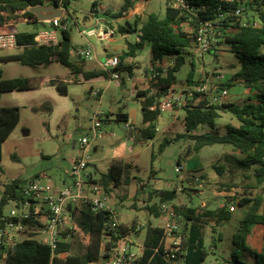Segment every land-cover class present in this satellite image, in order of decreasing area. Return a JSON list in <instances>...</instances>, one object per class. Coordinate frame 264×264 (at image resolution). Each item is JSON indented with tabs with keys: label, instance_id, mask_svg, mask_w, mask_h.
I'll return each instance as SVG.
<instances>
[{
	"label": "trees",
	"instance_id": "16d2710c",
	"mask_svg": "<svg viewBox=\"0 0 264 264\" xmlns=\"http://www.w3.org/2000/svg\"><path fill=\"white\" fill-rule=\"evenodd\" d=\"M54 5L65 9L79 0H51ZM189 9H177L166 5V14L160 18L152 13L147 23L141 25L137 19L134 23L126 22L119 27L122 35H136V41L128 42L127 51L119 58V66L116 72L122 71L133 75L136 67L134 63H128L129 59H135L138 53L147 44L151 46V64L163 60L165 57L172 58L174 65L162 72L152 81V86L157 88V93L152 96L150 90H138L136 96L142 99V115L147 127L138 129L137 141H151L157 136V122L161 115L158 110H153L155 99L165 95L177 84V73L186 63L189 48L198 40V29L201 24L209 21L214 23L216 39H220L218 45L228 48L239 61L240 67L231 78H226L228 88L235 84H242L247 89L254 91L253 97L241 103L223 102L212 103L204 99L198 104H193L183 111L185 131L178 135V139L191 141L186 153L188 157L199 154L202 149L214 145H230L241 155V158L227 156V161L234 160L242 168L253 171V176L258 185H264V0H186ZM45 0H0V26L5 25L11 19L17 18L18 14L29 7L43 5ZM136 0H124V4L113 17L121 18L125 13L134 10ZM97 6L95 2L92 9ZM107 13H111L107 11ZM24 18L33 19L34 15L28 11L23 14ZM188 24L191 32L184 29ZM222 35H218V33ZM229 32V33H228ZM35 33L16 31L19 52L0 57L4 63L17 62L25 66L37 68L59 63L70 70L75 77H83L90 81L100 77L111 78V72L95 69H86V60L74 61L71 51L75 48L72 43L68 28L61 31V41L58 45H38L35 42ZM212 53V50H209ZM194 63L192 67H194ZM43 76L4 78V72L0 69V103L4 93L15 91H31L40 89ZM61 95H68L69 88L65 82H53ZM190 85L199 84L193 78V72L187 76ZM52 112L51 104L45 103L41 107L34 108ZM222 113H230L238 121L239 125H228L224 134L219 132L218 120ZM21 120L19 107H3L0 105V179L4 175L1 165L3 158V145L11 137ZM128 115L118 114L119 123H127ZM201 128L209 129V132H199ZM137 131V130H136ZM175 140L165 138L161 145L163 152L169 144ZM155 157V154L153 155ZM14 159L16 157L14 156ZM131 167L122 159L115 160L106 173L97 178L92 175L90 183L98 187L99 192L109 195L120 188L125 179L128 168ZM217 174L222 177L226 168L223 165L214 166ZM125 179V180H124ZM22 179H14L4 184V192L0 198V228L5 225L3 217L9 201L19 200L23 197ZM187 191V189H185ZM157 196L159 203L147 204L145 210L151 215L159 218L161 216L160 206L172 203L178 198L176 188L158 190L150 193L149 203ZM239 207H248V211L239 222L237 232L233 235L234 252L233 260L223 258L218 264H242L241 253H248L255 264H264V249L261 252L253 251L247 244L248 236L254 226H262L264 231V194L257 198L244 197L238 201ZM175 213L181 219L183 225V248L187 252L184 264H204L209 257L205 240V230L210 222L219 227L223 222L229 221L232 212L227 207L217 210L194 208L189 206H174ZM67 213L74 219L79 230L88 238V245L82 254H72V245L68 236L73 230L69 229L63 233L64 241L59 243L58 249L53 252L51 247L36 239L34 233H27L25 238L15 247L8 250L5 264H99L103 259V246L108 238L116 240L118 229L113 227V211H96L91 206L80 204L67 206ZM24 224L37 226L38 222L30 218ZM137 223L131 226L121 223L119 229L124 233H130ZM164 230L149 225L146 230L144 246L145 252L143 264H170L165 253L160 247ZM71 237V235H70ZM215 240V238H213ZM223 238L220 235L218 238ZM218 241V240H217ZM214 241V247H217ZM109 245H107L108 247ZM159 248V249H158ZM158 249V252L156 250Z\"/></svg>",
	"mask_w": 264,
	"mask_h": 264
},
{
	"label": "rangeland",
	"instance_id": "374dc122",
	"mask_svg": "<svg viewBox=\"0 0 264 264\" xmlns=\"http://www.w3.org/2000/svg\"><path fill=\"white\" fill-rule=\"evenodd\" d=\"M92 1L79 0L75 8H70L71 16H67L64 20L66 28L70 31L73 46L77 51L87 46L93 47L92 56L94 58L88 61L89 67H98L96 65L97 57L100 60L104 58L105 46L111 47L110 52H116L115 41L123 37L119 33L121 25H125L126 22L134 23L137 19L143 25L147 23L148 17L152 13L157 14L160 18H164L166 14L165 0H136L134 10L125 13L121 18H116L113 16L120 11L124 0H98L107 6L114 7V9L109 10L113 14H107V10L97 14L106 17L104 30L114 31L113 41L110 39L101 40L98 35L89 37L82 34L84 30H97L99 28L98 19L88 14L93 5ZM19 22L18 32L30 33L39 27V25L33 23H24L22 18ZM40 29L38 28V30ZM184 29L189 32L192 31L188 24L184 25ZM6 32L8 30L2 33ZM127 35L128 39H123L125 41L124 45H127L126 40L136 41V35ZM218 42H221L220 39L215 37L211 45L212 53L206 54L200 62H196L191 52L187 51L189 55L186 63L177 73V88L187 82V76L190 72H193V78L195 79L202 76L209 77L212 74H223L225 78H231L236 73L240 67L238 59L233 53L227 51L226 46L218 45ZM19 51V49L2 51L0 54H13ZM151 58V46L147 44L134 60L136 65L134 76L143 73L149 77ZM73 60L77 61L76 58H73ZM193 63L194 67H192ZM0 69L3 70L5 79L31 76L44 77V84L38 90L30 93L16 92L4 96V103L18 106L22 115V121L17 131L3 145L1 165L4 168L2 177V183L4 184L15 177L24 179L39 178L43 182H51L55 188L59 189L71 184L72 180L69 174L72 169V160L80 156L81 140L84 137L89 138V140L92 139L94 116L101 115V133L103 137L92 142L91 154L92 159L102 160L105 158L107 149L116 147L119 142L127 138L124 129L125 124L118 122L120 109L131 112L136 99L134 90L138 88L147 90L150 85L148 78L146 85L143 87L139 86L136 81H127L126 85L119 87L115 82L111 81L110 83L104 78L94 82L82 81L77 83L70 70L59 63L33 68L13 62L4 63L0 66ZM118 74L122 77L127 76V73L122 71H118ZM51 81L67 83L68 95H61ZM99 89L103 91L101 102L91 94ZM253 92L242 84H235L229 88L225 102L241 103L248 101L253 97ZM45 103L51 104L52 112L49 113L43 110L36 112L31 108L33 105L41 107ZM175 113V117L173 110L161 113L157 123L159 136L161 137L154 143L149 146L147 144L132 143V146L140 151L139 156L135 158L137 165L135 163L130 164L131 167L126 171L125 179L129 178L128 183L123 182L120 188L106 195L108 205L117 214L122 224L131 226L135 221L137 224L145 226L138 238L139 242L144 241L147 227L150 224L158 227L163 225V221L155 218V216L151 221L148 211L145 210L147 204L159 203L157 196L149 203L148 200L152 192L176 188L178 198L172 202L173 206H189L210 210H217L225 206L233 213L232 218L223 222V225L216 227L215 232L213 231V227L216 226L214 222H210L206 227L205 240L209 257L205 264H218L223 262V258L233 260V235L238 230L240 220L244 218L248 211V207H239L237 203L244 197L254 199L259 195H263L264 185L256 183L252 170L240 168L234 160L227 161V156L241 158V155L230 145L205 147L199 154L188 157L186 149L193 142L178 139V135L185 131V112L176 111ZM140 114L141 111L138 112V116ZM105 120L109 121L110 124H103ZM136 120L139 122L141 119ZM133 121L134 118H131V123ZM239 124V121L230 113H222L221 118L218 120L219 132L224 134L228 125L238 126ZM168 126L171 127L168 128ZM199 132H209V129L201 128ZM164 137L175 140L173 158L182 163L184 176L190 171L196 172L199 164L206 168L211 165H223L226 172L220 177L221 181L217 184H203L201 174H198L200 182L196 185L204 187L201 192H195L194 190L198 187L196 185L189 186L188 181L182 182L177 174H174L173 181H170L167 170L168 158L164 156V151L160 150L165 140ZM95 146L100 147L98 152H94ZM154 154L155 157H153ZM14 156L16 159H14ZM193 158L194 166H191L190 159L192 162ZM3 192L4 185L0 184V198ZM145 198L148 199L146 204L144 203ZM11 207V205L6 207V210L8 211ZM66 214L69 220L68 227L73 230L69 238L72 245L71 253L82 254L88 245V238L79 230L71 215L67 212ZM220 234L223 238L221 241L218 240ZM259 236L262 248L253 246L249 242L250 237L248 239V245L256 252H261L264 249L262 232ZM213 238L216 241L218 240L217 247H214L215 240ZM240 259L242 264H255L248 253H241ZM0 264H4L1 255ZM99 264H103L102 261Z\"/></svg>",
	"mask_w": 264,
	"mask_h": 264
},
{
	"label": "built area",
	"instance_id": "2783aa9c",
	"mask_svg": "<svg viewBox=\"0 0 264 264\" xmlns=\"http://www.w3.org/2000/svg\"><path fill=\"white\" fill-rule=\"evenodd\" d=\"M51 1V0H45ZM166 5L177 9H189L186 0H165ZM26 21L31 19L24 18ZM209 21L201 24L198 29V40L189 48L196 62L204 59L205 55L211 49L212 41L216 36L214 23ZM7 24V23H6ZM66 29V24L61 18L49 20V27L43 28L36 33L35 42L38 45H58L61 41V31ZM85 36L98 35L101 40L113 38L114 31L84 30ZM218 35H222L220 32ZM19 49L17 43L16 32L9 30L6 33H0V52ZM93 47L87 46L80 51H71V56L78 55L81 59L91 60ZM120 58L114 55L106 60L103 68L111 72V81L121 87L124 81L123 77L115 70L118 68ZM174 65V60L165 57L163 60L156 61L150 66V75L148 80L150 85V95L157 93V88L152 86V81L156 79L160 72L165 74L169 68ZM130 76L125 81H130ZM199 84L190 85L185 82L177 88L174 85L167 94L155 99L153 110L161 113L169 110L183 111L190 105L198 104L200 101L207 99L212 103H223L229 93L226 85V78L223 74H212L209 77L196 78ZM95 92L94 95H98ZM102 121L101 115L94 116V130L91 140L84 137L80 142V156L72 163L70 178L72 183L63 188L57 189L54 185L41 179H32L26 181L22 186L23 197L19 200H10L7 206H12L6 211L3 220L5 225L0 228V255L4 259L7 257L8 250L15 247L21 242L27 233H34L37 240L51 247L55 252L59 243L65 239L63 233L70 228L68 227L67 206L72 204L78 206L85 204L91 206L93 210L104 211L112 210L108 205L106 195L99 192L98 187L90 183L92 172L90 171V163L92 160L91 148L92 142L103 137L101 133ZM183 165L180 161L175 163V172L182 182L188 181L189 186H193L200 182L197 174L188 173L183 175ZM113 211V210H112ZM161 217L163 218L162 229L164 235L160 242L166 259L170 264H184L187 252L183 248V225L181 219L175 213L172 203H165L160 206ZM34 219L38 222L37 226L24 224L25 220ZM113 227L118 229L116 240L108 238L103 246V264H143L145 246L144 242H139L138 238L144 229L143 225L136 224L130 233H124L119 229L121 222L117 214L113 211ZM71 235V234H70ZM70 235L68 238H70ZM107 245H109L107 247ZM158 248V249H159ZM158 249L156 252H158Z\"/></svg>",
	"mask_w": 264,
	"mask_h": 264
},
{
	"label": "crops",
	"instance_id": "0c3cea01",
	"mask_svg": "<svg viewBox=\"0 0 264 264\" xmlns=\"http://www.w3.org/2000/svg\"><path fill=\"white\" fill-rule=\"evenodd\" d=\"M77 2H75L70 8H75L76 5H77L76 4ZM92 2H93V4L96 2L97 3V6L94 9L91 8V10L88 12V14H90L93 17L97 18L98 19V22H99V25H98L99 28L98 29L104 30V27H105V24H106V17H104L103 15H97V14H99V12H102V11H106V10L109 11L110 9H114V7L113 6H107L103 2H99L98 0H93ZM38 6H41L42 7V9L40 10V16H45V17L46 16H52V15H55V14L57 15L58 14L59 11H54L51 8H56L57 10H62L63 11V14H62L61 20H62L63 23H65L64 20H65V18L67 16H71V10L70 9L67 10V9H65V8H63L61 6H56V5L53 4L52 1H50V2L49 1H45L43 5H38ZM38 6L29 7L25 11L20 12L18 14L17 18L11 19L7 24H5L3 26H0V33L5 32L7 30L8 31L9 30H12V31H15V32L18 31L17 26L20 25L19 20L21 18L24 20L23 14L26 11L32 13L34 15V17L30 21L24 20V23H33L35 25H39L38 28H41V29L46 28V27H49V20H43L42 21V19H40V16L38 14H36L35 12L32 11L33 8H37ZM92 7H93V5H92ZM107 11H106V13H107ZM107 14H113V13H107ZM87 19H88V17H87ZM38 28L35 31L30 32V33H35V32L37 33L38 31L41 30V29L38 30ZM127 37H128V35H123V37H121V38H119L118 40L115 41V43H116V47H115L116 49H115V51L116 52H110L111 47L110 46H105L104 58L102 60H100L97 57V63H96V65L98 67H89L88 61H90V60H86V65H85L86 66V69H88V70L102 69L103 70L104 69L103 68V64L106 62V60L108 58H110V57H112L114 55L120 56L123 52L127 51V45H124L125 41L123 40L124 38L125 39H128ZM112 39L113 38H111L110 40L113 41ZM128 42H131V41L130 40H126V44H128ZM74 51H77V50L74 49ZM151 52H152V49H151ZM5 55H9V53L8 54L7 53H2V54H0V57L5 56ZM72 57L73 58H76L77 61L78 60H81V58L78 55H75V56H72ZM135 59H129L128 60V63H135V61H134ZM9 63H13V62H9ZM15 63H17V62H15ZM3 64H4V62L0 61V66H2ZM134 74H135V69L133 71V75L130 76L127 73V76L126 77H123L124 78V81L122 82V85L121 86L126 85V82L127 81H125V80H126V78L128 76H130V79H131L128 82H135L136 81L137 83H139V86H142V87L146 85V83H147L146 80H147L148 77L145 74L142 73L139 76H134ZM102 78H104V77H100V78L93 79V80H90V81H85L83 79V77L80 76L78 78V80H79L78 83H80L82 81H85V82H94V81L100 80ZM104 79H106L107 81H109L111 83V78H104ZM43 84H44V79H43V82H42V86H43ZM140 84H142V85H140ZM138 90H141V89H139V88L138 89H135L134 90V95H136V93H137ZM32 91H34V90H31V91H15V92H10V93H4L2 95L0 105L3 106V107H9V106L10 107H18L16 105H12L11 106V105H8L9 103H4V96L6 94H15L16 92H19V93H24V92L25 93H30ZM95 92H99V94L96 96V95H94ZM95 92H92L91 94L93 96H95L96 98H98L99 99V102H101V97H102L103 91L99 89V90H97ZM37 107H38V105H33L31 108L34 111V108H37ZM139 111H141L140 116H138V112ZM20 112H21V109H20ZM175 112H174V117L176 115ZM119 113H125V114L128 115V118H129V121L127 123H124L125 124L124 125V129L126 130L127 138L125 140H122L121 142H119V144L116 147H114L112 149H107L105 151V158L104 159H102V160L101 159H99V160L92 159L91 160V163H90V171L92 172V175L95 176L96 178L98 176H100L102 173H106L108 171L109 167L112 165V163L115 160H117V159H122L127 164L135 163V165H137L136 164V161H135V158H137L139 156L140 151L137 150L135 146H132V143H136V144H139V145L147 144L149 146V145H151L152 143H154L157 139H159L161 137V136H159V127H158V124H156V126H157V132L158 133H157V136H156V138L154 140H151V141H137L136 136H137L138 133H137L136 130L142 129V128L148 126V124H145L144 121H143V115H142V99L141 98H138L136 96V99L134 100V106H133L131 112H127V111H124L123 109H120V112ZM131 118H134V121L132 123H131ZM138 118L141 119L139 122L136 120ZM21 121H22V115H21L20 123H21ZM20 123H19V125H20ZM103 124H110V122L105 120V121H103ZM19 125L17 126V128L15 129V131L12 133V135L17 131ZM169 127H171V126H168V128ZM131 130H132V132H131ZM164 138H167V137H164ZM99 149H100L99 146H95L94 147V152H98ZM91 156H92V154H91ZM74 160L75 159L72 160V163H73ZM193 162H194V158H193L192 162H191V159H190L191 166H194L193 165ZM195 165H196V163H195ZM104 166H105V169L106 170L104 169ZM196 170H197L196 172L190 171V172H188V174L189 175H191V174H197V176H198V174L199 175L201 174L200 177H202V180H203L202 183L203 184L204 183L205 184H217V183H219L221 181L220 176L215 171L213 165H211L210 167H207L206 168L202 164H199ZM2 177L0 179V184H3L4 185V183H2ZM14 179H22V180H24V182H26L28 180H32L33 178L32 179H24V178H21V177H15V178L11 179L10 181H12ZM64 183H66V182H64ZM69 185L70 184L65 185L64 188L67 187V186H69ZM194 185H196V184H194ZM196 187H198V186L196 185ZM57 189H59V188H57ZM203 190H204V187L201 186V187L196 188L194 191L195 192H198V191L201 192ZM147 200L148 199L145 198V200H144V203L145 204L148 203L149 200L148 201ZM148 214L150 215V220L152 221V219L154 218V216L151 215L149 212H148ZM232 216H233V213H232ZM158 219H161L163 221V218L161 216ZM222 225H223V223H222ZM154 227H158V226H154ZM161 227H159V228H161ZM144 228H145V226H144ZM261 232H262L263 239H264V231H263V227L262 226H254L252 228L251 233H250V236H249L250 239H249V237H248V239H249V242L253 246H259V247L262 248V244H261V240H260V236H259V234ZM141 234H142V232H141ZM220 235H219V237H220ZM247 244H248V240H247ZM227 260H229V259H227Z\"/></svg>",
	"mask_w": 264,
	"mask_h": 264
},
{
	"label": "water",
	"instance_id": "95a60500",
	"mask_svg": "<svg viewBox=\"0 0 264 264\" xmlns=\"http://www.w3.org/2000/svg\"><path fill=\"white\" fill-rule=\"evenodd\" d=\"M42 9L41 6H38L37 8H33L32 11L35 12L36 14H38L40 16V10ZM54 11H59L58 14L56 15H52V16H40V19L43 20H52L54 18H62V14L63 11L62 10H57L56 8H51ZM43 23V22H42ZM132 132V130H131ZM137 133H139V130H137ZM131 136V135H130ZM176 143H171L168 146H166L165 150H164V156L166 158H168V166H167V170L169 172V180L173 181V176H174V172H175V163L176 160H174L173 156H174V147H175Z\"/></svg>",
	"mask_w": 264,
	"mask_h": 264
}]
</instances>
